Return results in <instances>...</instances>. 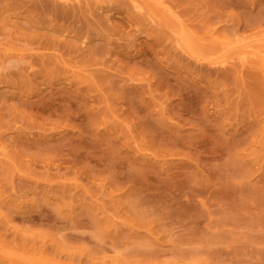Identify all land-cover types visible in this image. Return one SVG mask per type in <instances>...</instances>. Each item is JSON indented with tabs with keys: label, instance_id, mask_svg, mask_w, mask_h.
Returning <instances> with one entry per match:
<instances>
[{
	"label": "rangeland",
	"instance_id": "rangeland-1",
	"mask_svg": "<svg viewBox=\"0 0 264 264\" xmlns=\"http://www.w3.org/2000/svg\"><path fill=\"white\" fill-rule=\"evenodd\" d=\"M237 50L264 0H0V264H264Z\"/></svg>",
	"mask_w": 264,
	"mask_h": 264
},
{
	"label": "bare ground",
	"instance_id": "bare-ground-1",
	"mask_svg": "<svg viewBox=\"0 0 264 264\" xmlns=\"http://www.w3.org/2000/svg\"><path fill=\"white\" fill-rule=\"evenodd\" d=\"M133 8L135 10H140L141 7L139 5L134 4ZM259 55H254L256 54V52H251V51H247V50H237L234 54V59L237 61V64L239 67L243 68L245 67L249 60L248 56L249 55H254V57L256 58V60L260 63L262 69L264 70V50L258 52ZM257 53V54H258ZM228 60H222V61H216L213 62L214 65H220V66H224V64L228 63Z\"/></svg>",
	"mask_w": 264,
	"mask_h": 264
}]
</instances>
